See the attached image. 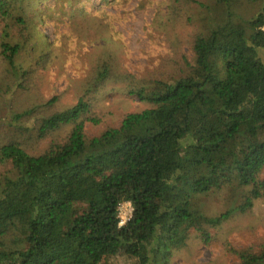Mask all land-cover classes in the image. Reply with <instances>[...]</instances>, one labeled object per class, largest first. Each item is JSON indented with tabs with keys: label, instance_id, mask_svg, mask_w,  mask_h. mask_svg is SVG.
<instances>
[{
	"label": "trees",
	"instance_id": "obj_1",
	"mask_svg": "<svg viewBox=\"0 0 264 264\" xmlns=\"http://www.w3.org/2000/svg\"><path fill=\"white\" fill-rule=\"evenodd\" d=\"M238 1L169 0L158 62L136 75L103 51L72 106L53 95L21 109L14 102L27 99L51 51L33 29L39 0H0V164L10 172L0 176V227L25 226L22 250L0 251V264H171L192 236L217 242L233 212L264 201V10L241 17ZM79 12L73 27L92 19ZM108 82L146 106L89 136ZM210 196L230 207L208 214ZM123 202L132 211L119 226ZM220 245L227 264H264V239Z\"/></svg>",
	"mask_w": 264,
	"mask_h": 264
},
{
	"label": "rangeland",
	"instance_id": "obj_2",
	"mask_svg": "<svg viewBox=\"0 0 264 264\" xmlns=\"http://www.w3.org/2000/svg\"><path fill=\"white\" fill-rule=\"evenodd\" d=\"M168 1L39 0L33 29L37 37V32L46 37L51 54L46 69L39 73L37 84L28 91L27 99L16 100L13 106L23 109L37 97L44 100L53 95L58 97L61 107L72 106L82 94V80L89 71L90 60L106 50L117 54L124 69L136 75L144 72L169 49L160 23L165 19L157 20L160 15L167 14ZM259 10H264V0L238 1L237 12L241 17H249ZM79 11L84 12L88 20L92 19L84 22L85 26L78 24L73 27L70 14L76 12V15H81ZM93 16L99 18L98 23L103 19V25L95 23ZM74 19L80 20L79 16ZM96 26H101L98 35L97 32L95 34ZM183 50L188 51L186 45ZM32 52L36 53L35 50ZM4 97L7 103H12L11 92ZM93 104L92 110L98 115L99 122H86L85 131L89 136L98 135L106 127L119 125L125 113L139 111L146 106L136 96L127 93L122 84L114 82L103 87ZM8 167L7 163L0 164V176L10 173L7 172ZM218 197L210 196L203 201L202 207L208 214H219L230 207L231 202ZM22 208L29 210L25 205ZM24 237V222L15 218L6 221L0 227V251L22 250ZM216 238L217 242L205 245L192 236L188 246L173 255L171 264H227L232 261L220 242L227 240L241 247L264 239V201L255 203L246 212H233L218 227ZM116 260L118 264H127L120 256Z\"/></svg>",
	"mask_w": 264,
	"mask_h": 264
},
{
	"label": "built area",
	"instance_id": "obj_3",
	"mask_svg": "<svg viewBox=\"0 0 264 264\" xmlns=\"http://www.w3.org/2000/svg\"><path fill=\"white\" fill-rule=\"evenodd\" d=\"M131 204L130 202H123L118 207L119 226L124 225L130 218L131 215Z\"/></svg>",
	"mask_w": 264,
	"mask_h": 264
}]
</instances>
